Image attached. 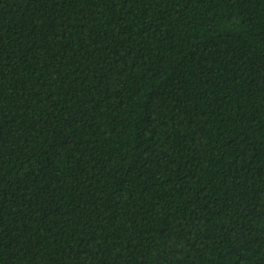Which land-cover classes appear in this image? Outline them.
<instances>
[{
	"label": "trees",
	"instance_id": "1",
	"mask_svg": "<svg viewBox=\"0 0 264 264\" xmlns=\"http://www.w3.org/2000/svg\"><path fill=\"white\" fill-rule=\"evenodd\" d=\"M0 264H264V0H0Z\"/></svg>",
	"mask_w": 264,
	"mask_h": 264
}]
</instances>
